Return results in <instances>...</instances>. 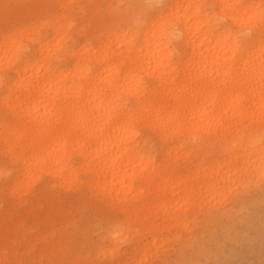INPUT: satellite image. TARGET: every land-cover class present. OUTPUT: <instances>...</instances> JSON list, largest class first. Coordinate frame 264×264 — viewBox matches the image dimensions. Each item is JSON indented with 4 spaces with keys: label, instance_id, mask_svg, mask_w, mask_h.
Segmentation results:
<instances>
[{
    "label": "bare ground",
    "instance_id": "1",
    "mask_svg": "<svg viewBox=\"0 0 264 264\" xmlns=\"http://www.w3.org/2000/svg\"><path fill=\"white\" fill-rule=\"evenodd\" d=\"M96 1L0 0V213L64 212L62 189L97 215L0 264L34 243L55 264H181L214 212H264L246 198L264 192V0ZM16 219L0 247L33 228Z\"/></svg>",
    "mask_w": 264,
    "mask_h": 264
},
{
    "label": "rangeland",
    "instance_id": "2",
    "mask_svg": "<svg viewBox=\"0 0 264 264\" xmlns=\"http://www.w3.org/2000/svg\"><path fill=\"white\" fill-rule=\"evenodd\" d=\"M86 3V1L81 2V5H84L83 14L89 8V5ZM96 4L101 10L106 11L109 7H115L121 3H117L116 0H97ZM121 7L123 8L122 4ZM83 195L75 191L55 190L51 204H59L64 212H41L45 208V204L36 205L32 211L28 210L27 207H18L13 212H10V214L1 212L0 227H3L2 224L6 221L14 222L18 218L21 221L23 230H27L29 227L33 228L21 234H17L14 231L2 233L3 238L8 239L7 241L10 238H15L16 241L8 245V247H0V253L10 256L17 253L18 255L15 256L18 258L25 250V245L34 240L40 230L47 231L49 233L47 237L53 239V235L50 233L51 228L59 226L61 221L69 214L76 226H83L84 222L82 218L88 215L97 217L96 214L91 212L67 211L70 206L69 204L85 200V196ZM263 197L264 192H258L254 188H251L246 198L249 200L253 198L252 201H254ZM227 200L230 201L229 199ZM246 206H241V202H237L234 205L226 206L225 212H214L211 220L207 222L206 229L199 232V236L202 238H196V241L199 240L200 244H202L201 247H196L194 256L189 262L183 260L181 264H264V212H251V208ZM250 220L254 222L251 223ZM89 225H91V228H96L93 233L94 238L99 236L97 231L107 228L105 221L100 218H97L95 223H90ZM71 229L69 228V230ZM70 241L74 243L72 239ZM87 253L92 258L96 257L94 250L90 248L87 250ZM31 255L30 264H55L54 262L60 256V251L49 247L47 244L34 243L31 245ZM100 259L98 258L95 264H103V261ZM123 261L124 264H139L137 261Z\"/></svg>",
    "mask_w": 264,
    "mask_h": 264
},
{
    "label": "snow or ice",
    "instance_id": "3",
    "mask_svg": "<svg viewBox=\"0 0 264 264\" xmlns=\"http://www.w3.org/2000/svg\"><path fill=\"white\" fill-rule=\"evenodd\" d=\"M20 264H24V262L21 261ZM77 264H84V262H77Z\"/></svg>",
    "mask_w": 264,
    "mask_h": 264
}]
</instances>
